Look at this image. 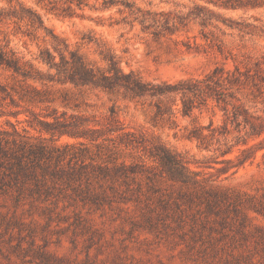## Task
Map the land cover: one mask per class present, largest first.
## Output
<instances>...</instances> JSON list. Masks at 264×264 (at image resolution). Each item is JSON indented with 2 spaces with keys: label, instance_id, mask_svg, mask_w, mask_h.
<instances>
[{
  "label": "rangeland",
  "instance_id": "obj_1",
  "mask_svg": "<svg viewBox=\"0 0 264 264\" xmlns=\"http://www.w3.org/2000/svg\"><path fill=\"white\" fill-rule=\"evenodd\" d=\"M128 1L0 0V264H264V0Z\"/></svg>",
  "mask_w": 264,
  "mask_h": 264
},
{
  "label": "trees",
  "instance_id": "obj_2",
  "mask_svg": "<svg viewBox=\"0 0 264 264\" xmlns=\"http://www.w3.org/2000/svg\"><path fill=\"white\" fill-rule=\"evenodd\" d=\"M81 1V0H78ZM211 2L218 5H224L227 7L237 8L241 7L242 1L241 0H210ZM219 1V2H218ZM81 3V2H79ZM103 5L105 7H111L114 5H121L124 8H127L130 10L131 4L128 0H103ZM131 11V10H130ZM145 18L141 20V23H144ZM42 55V53H41ZM49 57V56H48ZM40 61L45 64H49L50 66H53L54 63L46 57L41 56ZM0 65L5 66L8 69H11L13 72L20 74L24 77L36 79V75H32L30 71L24 70L21 64L18 62V59L15 58L14 54H8L5 51H0ZM76 65V64H75ZM74 68V67H73ZM111 69L114 70L115 79H123V86L128 89L130 92L137 96H161L169 92H176L181 93L184 97L182 100V112L185 115H188L191 113L192 109L194 108L193 101L191 99V95L193 96H199L200 93L204 90H207L209 95H212V92H215V95L217 96V101L222 100L224 105H227V102L224 100L225 98L221 99V93L216 92L214 88H223L224 83L226 81H229V75L228 72H226L221 67H215L210 73L206 74L202 79L200 80H185V81H178L174 83L169 82H162V83H151V82H144L140 79L132 77L130 74H120L118 75L116 73L115 67L111 66ZM226 74V76H225ZM38 76V75H37ZM70 79L74 81L75 83L81 82H89L94 81L91 73L87 70H83L81 68H78L77 65L75 66L73 72L69 75ZM102 80L108 81L107 76H103ZM201 84H204V88L200 87ZM235 108V106H233ZM234 116H236L238 113L236 111L232 112ZM240 113V112H239ZM154 157L158 158L161 164L166 165L167 167L171 168V170L175 171V173H179V169L182 168L181 162L177 161L174 158H171L167 153L164 154H154Z\"/></svg>",
  "mask_w": 264,
  "mask_h": 264
}]
</instances>
